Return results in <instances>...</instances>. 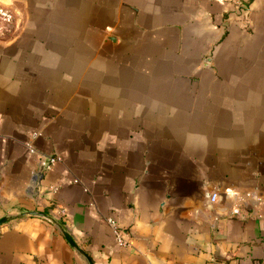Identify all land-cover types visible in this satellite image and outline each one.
I'll use <instances>...</instances> for the list:
<instances>
[{
  "label": "crops",
  "instance_id": "crops-1",
  "mask_svg": "<svg viewBox=\"0 0 264 264\" xmlns=\"http://www.w3.org/2000/svg\"><path fill=\"white\" fill-rule=\"evenodd\" d=\"M3 217L0 264H264V0H0Z\"/></svg>",
  "mask_w": 264,
  "mask_h": 264
},
{
  "label": "built area",
  "instance_id": "built-area-1",
  "mask_svg": "<svg viewBox=\"0 0 264 264\" xmlns=\"http://www.w3.org/2000/svg\"><path fill=\"white\" fill-rule=\"evenodd\" d=\"M38 156L40 159L41 171L52 167L58 161L57 156L52 155V154H46V153L39 152ZM215 199H216V194L213 193L211 195V200L214 201ZM233 213H238V210L234 209ZM106 222L111 228L116 242L120 246L129 247L132 245L130 238L124 234L121 227L117 224V222L112 217H107Z\"/></svg>",
  "mask_w": 264,
  "mask_h": 264
},
{
  "label": "water",
  "instance_id": "water-1",
  "mask_svg": "<svg viewBox=\"0 0 264 264\" xmlns=\"http://www.w3.org/2000/svg\"><path fill=\"white\" fill-rule=\"evenodd\" d=\"M28 213L31 214V215H39V216H44L45 215L44 213L37 212V211H29ZM5 220H6L5 217L1 218L0 219V223L4 222ZM63 234H64V236L67 238V240L70 242V244L72 246H74L75 248H78V246L75 244V242L73 241V239L70 237V235L67 232L63 231Z\"/></svg>",
  "mask_w": 264,
  "mask_h": 264
}]
</instances>
